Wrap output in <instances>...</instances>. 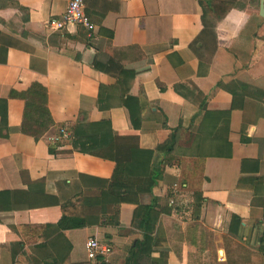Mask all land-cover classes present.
Masks as SVG:
<instances>
[{
	"label": "crops",
	"instance_id": "crops-1",
	"mask_svg": "<svg viewBox=\"0 0 264 264\" xmlns=\"http://www.w3.org/2000/svg\"><path fill=\"white\" fill-rule=\"evenodd\" d=\"M67 1L0 0V264H43V252L91 264L88 238L109 248L107 264H124L143 234L140 264H264L259 0H84L91 29H48ZM32 83L52 121L37 140L18 131ZM101 119L117 147L133 137L152 150L175 129L172 153H153L155 180L124 175L112 143L87 154L57 139L59 128ZM170 155L191 169L203 157L195 195L191 183L177 187ZM101 185L121 197L116 226L58 227L63 201Z\"/></svg>",
	"mask_w": 264,
	"mask_h": 264
},
{
	"label": "trees",
	"instance_id": "trees-1",
	"mask_svg": "<svg viewBox=\"0 0 264 264\" xmlns=\"http://www.w3.org/2000/svg\"><path fill=\"white\" fill-rule=\"evenodd\" d=\"M197 94H200V92H197ZM21 97L24 98V109L18 131L26 133L34 140H37L41 138L52 125L51 118L45 106L44 88L37 83H32L28 90L21 94ZM204 99V97L201 98L199 107L203 106ZM202 109L204 110V108ZM209 113L211 112H206V114ZM4 116L5 115H0L1 126L5 124ZM174 130L165 142L156 145L152 150L138 148L133 137H129L127 142L121 140V146L117 147L118 143L115 137L112 136L108 120L101 119L96 122L79 121L74 123L70 129L69 143L73 150L87 154H93L95 151L112 143L114 152L109 159L121 164V171L124 175L146 176L151 178V180H155L157 172H154L151 163L153 153L155 151H161L163 154L172 153L175 139L173 134ZM100 156L104 157L105 155ZM202 162L203 157L196 156L195 165L191 169L184 156H180L178 159L174 158L172 155L168 158L163 157V164H175L178 168L176 180L177 187L186 189L188 184L191 183L193 195H195V191H199ZM120 198L121 197L114 192L111 195L104 189L103 185L98 186L97 192L88 197L84 196L83 190H80L60 204V217L56 224L62 229L81 227L97 224L100 218H103V224L116 226L118 224L117 218ZM152 207L151 205H146L144 207V213L147 214ZM141 219L145 222L146 217L141 216ZM231 220H237V218L231 216ZM34 226L35 225L30 226V228H34ZM145 238L146 236L143 234L140 239L136 238L133 244L129 245L126 256L124 257V264H140V260L142 259L140 251L143 249L142 246ZM35 240L37 241L36 247L38 250L46 248L40 236L35 238ZM41 258L43 264H69L68 258H64L62 261L58 262L49 252H43ZM213 262L214 257L212 256L209 264H214ZM91 264H107L105 255H95Z\"/></svg>",
	"mask_w": 264,
	"mask_h": 264
},
{
	"label": "built area",
	"instance_id": "built-area-1",
	"mask_svg": "<svg viewBox=\"0 0 264 264\" xmlns=\"http://www.w3.org/2000/svg\"><path fill=\"white\" fill-rule=\"evenodd\" d=\"M83 2L84 0H68L59 18H49L46 21L48 29L60 30L68 25L80 26L86 30L91 29V23L83 11ZM59 138L69 139L70 133L65 128H59L57 139ZM84 249L87 258L91 260L97 254L105 255L109 252V248L100 245L95 238H88L84 243Z\"/></svg>",
	"mask_w": 264,
	"mask_h": 264
},
{
	"label": "water",
	"instance_id": "water-1",
	"mask_svg": "<svg viewBox=\"0 0 264 264\" xmlns=\"http://www.w3.org/2000/svg\"><path fill=\"white\" fill-rule=\"evenodd\" d=\"M258 15H260V16H263L264 15V8H263L262 0H259V4H258Z\"/></svg>",
	"mask_w": 264,
	"mask_h": 264
},
{
	"label": "rangeland",
	"instance_id": "rangeland-1",
	"mask_svg": "<svg viewBox=\"0 0 264 264\" xmlns=\"http://www.w3.org/2000/svg\"><path fill=\"white\" fill-rule=\"evenodd\" d=\"M98 241V240H97ZM98 243H99V241H98Z\"/></svg>",
	"mask_w": 264,
	"mask_h": 264
}]
</instances>
